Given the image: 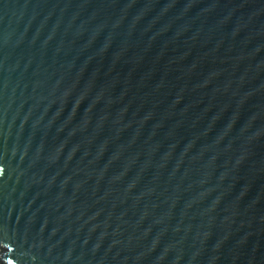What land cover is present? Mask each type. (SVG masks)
<instances>
[{"label":"water","instance_id":"water-1","mask_svg":"<svg viewBox=\"0 0 264 264\" xmlns=\"http://www.w3.org/2000/svg\"><path fill=\"white\" fill-rule=\"evenodd\" d=\"M0 264H264V0H0Z\"/></svg>","mask_w":264,"mask_h":264}]
</instances>
